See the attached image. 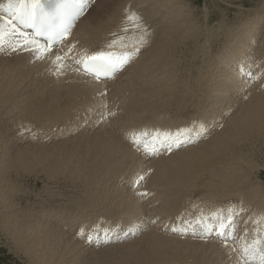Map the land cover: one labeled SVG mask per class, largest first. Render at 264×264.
I'll return each instance as SVG.
<instances>
[{"label": "bare ground", "instance_id": "bare-ground-1", "mask_svg": "<svg viewBox=\"0 0 264 264\" xmlns=\"http://www.w3.org/2000/svg\"><path fill=\"white\" fill-rule=\"evenodd\" d=\"M132 1L96 0L92 5L94 6L92 11L89 10L88 14L78 20L73 29L70 40L76 43V51L87 49V46L96 43L103 34L110 36L113 32L120 34L126 6H129L128 10L138 13L132 8ZM134 1L141 5L137 9L144 18L143 22L149 26L151 24L153 28L151 43L123 73L111 81H106L104 85L93 83L88 78L74 73L56 78L48 73L47 62H35L36 69L34 65L28 66L30 61L28 53H14L17 55L1 63L0 102L21 109L25 119L35 115L40 124L43 121L53 122L54 117L51 114L57 116V112L64 119L72 117L74 119L81 114L84 107H93L92 113L95 111L96 114L93 124L97 128L99 125L102 126L101 132L94 134L95 130L91 129L93 134H90L91 131L87 135L82 133L80 138L69 145L58 142V145L54 143V146L49 148L45 146L39 148L30 144L33 142L24 137L25 135L16 132L11 134L5 130L6 126L0 117V237L13 249V253L27 261V264H172L171 262L188 261L191 264H226L224 252L216 245L183 241L162 231L161 229L170 221L150 229L152 231L146 238L142 237L140 240L106 250L93 251L83 262L82 252L86 249L72 236L77 227L87 224L96 214L102 217L101 214L105 213L113 220H130L132 216L145 215L142 206L139 205L145 203H140V199L128 195V192L127 195L120 192L117 183L123 185V181L128 177L127 172L131 173L130 178L134 175L132 178L134 179L147 165L152 169V174L146 179L145 185L141 184L137 188L138 192H145L146 189L153 194L147 201V207L152 211L173 214L178 211L181 201L180 207H185L190 199L189 195L196 197L197 200L201 197L205 199L204 188L213 190L217 187L221 190L215 192L219 194L221 191L226 192L224 196L231 192L235 193L236 199H239L245 208L246 205L251 206L253 210L263 213L261 208H264V194L260 191L263 188L256 186V181L251 182L247 178L244 184L240 185V173L246 171L243 170V166L239 171L241 168L239 162H244L247 158L245 157L247 154L244 153L245 156H242L241 151L248 142L253 143L251 147H254L261 137L264 138V92L254 91L246 100L242 94L235 95L233 91L242 92L249 83L232 80L231 73H237L235 66L242 61L246 53L264 56V42L258 44L257 48L252 46V40L258 38L257 33L261 29H263L260 32L261 40L264 39V1L263 4L260 3L262 6L256 8L257 18L252 21V27L243 26L237 31L232 29L223 32L221 28L220 34L218 32L219 35L215 38L206 34L208 35L206 38L211 39L208 41V49L204 47L207 51L203 58L204 67L195 72L196 74L192 73L194 76L188 81L178 76L186 67V61L183 60L188 58L185 56L182 59L181 54L184 50L190 49L191 45L197 44L201 32L204 34L206 31L202 26H207L208 19L205 21V18L201 24L200 21L197 22L198 20L186 19L188 13L183 15L186 9L182 0ZM150 6L152 7L149 8ZM213 34L215 35V32ZM254 48L255 50H252ZM202 51L204 52L203 49ZM217 54L219 58H216ZM219 60L221 62H217ZM261 68L263 67L260 66ZM35 74L36 77H40L34 78ZM153 75L155 81L150 79ZM182 82L193 84V89L182 88L185 87ZM18 83L24 84L22 88ZM104 89L107 90V95L102 99L97 92ZM34 100H45L54 104L44 106L37 101L39 105L35 107L34 113L28 109L31 104L27 102ZM103 103H107L108 110L116 113L115 116L109 117L107 122L102 118L104 108H97ZM226 106L236 109L241 106V110L228 119L230 122L225 119L220 128L217 126L218 131L195 148L147 162L149 159H141L131 146L123 141L122 127H130L128 133L143 123L155 127L161 123L160 113L169 111L175 113L176 118L178 114V120H181V116L184 118L188 115L214 118ZM206 107H215V110L208 116L202 115ZM0 116H4V113ZM164 116L167 117V113ZM170 118L168 121L171 123H167L165 119L168 126L182 124L170 121ZM187 124L192 127L201 125L194 124L193 121ZM51 133L54 132L50 131L49 134ZM23 140L27 141L26 147H19L18 144H22L20 142ZM251 155L248 156L250 161L254 158ZM243 164L245 166L246 163L240 165ZM252 167L256 168L253 165ZM40 172L46 173L47 179L55 186L42 191V198L47 195L44 199L46 202L31 203L43 199L37 194L34 195V200L29 199L31 187H28V191L22 190L26 184L20 183V179L31 174L37 176ZM251 175L249 174V178ZM61 180L63 183H60ZM60 184L63 187L71 186L72 190L78 191L79 194L69 192L63 187L64 194L61 193V189H53L60 188ZM229 185L234 187L227 190L226 187ZM210 192L206 193L209 197ZM61 194L63 197L70 195L62 204L60 201L63 198L55 199ZM53 201L58 202V204L56 202L58 207L59 203L62 206L59 207L61 209L57 216L53 215ZM61 219L63 221L59 225ZM156 221L160 224L157 218ZM53 248L55 253L52 251Z\"/></svg>", "mask_w": 264, "mask_h": 264}, {"label": "snow or ice", "instance_id": "snow-or-ice-1", "mask_svg": "<svg viewBox=\"0 0 264 264\" xmlns=\"http://www.w3.org/2000/svg\"><path fill=\"white\" fill-rule=\"evenodd\" d=\"M94 3L95 0H56L53 10L46 11L41 0H8L7 6L0 5V54L26 52L31 63L47 62L48 73L56 78L74 73L104 85L133 62L136 54L149 44L151 33L138 13L126 9L120 34L111 33L113 39L103 49L95 52L76 51V43L70 40L72 29ZM26 29L32 31L28 32ZM117 48L120 49L119 52L115 51ZM239 72L252 81L259 78L243 66L239 68ZM97 95L103 99L107 90H98ZM102 107L105 110L102 117L105 122L116 115L108 110L107 103H103ZM206 136L207 129L200 125L175 133L158 128L140 129L128 133L126 138L145 158H153L194 145ZM150 171L148 169L138 173L133 179V185L141 186ZM138 195L145 198L151 194L142 192ZM240 214L239 211L226 209L194 219H184L181 216L177 217L180 221L178 225H165V228L181 238L187 235L203 241L216 238L229 253L238 254L237 264H264V227L260 226L258 220H253L257 227L254 229L255 236L249 241L247 229L243 235H238L235 222ZM155 223V220L133 223L122 232L112 229L86 232L80 229L77 235L99 246L119 242L129 235H140L147 231L149 224Z\"/></svg>", "mask_w": 264, "mask_h": 264}, {"label": "rangeland", "instance_id": "rangeland-1", "mask_svg": "<svg viewBox=\"0 0 264 264\" xmlns=\"http://www.w3.org/2000/svg\"><path fill=\"white\" fill-rule=\"evenodd\" d=\"M183 1H184V3H183ZM255 1H257V3L255 2ZM263 1L264 0H260V2L258 1V0H182L181 2L183 3V6L185 7L184 9H186V11L183 13V15H186L187 13V16H186V19H189V20H194V21H196V20H198L197 22H199L200 24H201V22L203 23V21H204V19H205V21L208 19V23H207V26L205 27V26H202V27H204L203 29H205L206 31H204V34H203V31H202V29H200V32L202 33L201 35H200V37H199V39H198V41H197V44L199 45H195V46H193V45H191L192 47L190 48V49H187L186 51L184 50L183 52H184V54L185 55H183V52H182V54H181V58L182 59H184L183 57H188V58H186V60L184 59L183 61L185 62L186 61V67H188V68H186L185 67V72L183 71V73L181 74H178V76L180 75L181 77H182V80H185L186 79V81H188L189 80V78H191V77H193L194 75V73L195 72H197V71H199L200 69H202L203 67H204V61H203V58H204V53H206L207 51H205V49L207 50L208 49V43H206V36H208V37H214L215 38V36L217 37L219 34H220V32L222 31H226V30H234V31H237V30H239V29H241L243 26H248L252 21H254V20H256V18H257V12H258V10L256 9V8H259L260 6H262L261 4H263ZM139 2V1H138ZM239 2V3H238ZM132 3L133 4H135V8L137 9V8H140V6L141 5H139L138 3L136 4V1H132L131 2V5H132ZM191 3V4H190ZM255 3V4H254ZM261 3V4H260ZM143 4H145V3H143ZM205 4V5H204ZM230 4V5H229ZM255 6H254V5ZM146 5V4H145ZM234 5V6H233ZM264 5V4H263ZM139 6V7H138ZM94 7V6H93ZM93 7L90 9V12L92 11V9H93ZM152 6H150L149 8H151ZM192 7V8H191ZM203 7V8H202ZM238 7V8H237ZM256 10H255V9ZM214 9V10H213ZM229 9V10H228ZM138 10V9H137ZM196 10V11H195ZM254 12H253V11ZM244 11V12H243ZM242 12V13H241ZM245 12H247V13H245ZM88 14V13H87ZM202 14V15H201ZM244 14V15H243ZM198 15V16H197ZM193 16H194V18H193ZM84 17V16H83ZM192 19H191V18ZM248 20V21H247ZM216 23V24H215ZM220 23V24H219ZM213 27V28H212ZM209 30H208V29ZM215 28V29H214ZM221 28H223V30H221ZM213 29V30H212ZM218 29H219V34H218V32L216 33V31H218ZM214 30H216V31H214ZM207 31H209L208 33H206ZM210 31H213L212 33L210 32ZM263 31V29H261L260 30V32H262ZM215 32V35L213 34ZM260 32L259 33H257L258 34V38L256 39V45L258 46V44H260V43H263L264 42V39L263 40H261V37H262V35H260ZM210 33H211V35H210ZM206 34H208V35H206ZM205 37V38H204ZM113 39V37H112V35L110 36V35H106V34H103L102 36H100L98 39H97V41H96V43H94V44H91V45H89V46H87V49H85V50H87V51H89V52H95V51H99V50H101V49H103L104 48V45L107 43V42H110L111 40ZM260 40H261V42H260ZM205 44V45H204ZM206 44H207V46H206ZM204 45V46H203ZM219 45H220V42H219ZM201 46V47H200ZM203 46V47H202ZM193 47H194V49H193ZM204 47H205V49H204ZM148 48V46H146V48H145V50ZM257 48V47H256ZM198 49V50H197ZM202 49L204 50V52L202 51ZM116 50H120L119 48H117ZM252 50H255V48L254 49H252ZM78 52H82L83 50H77ZM144 51V49H142L141 50V52H140V54H139V56L141 55V53ZM197 51H200V52H195ZM188 52V53H187ZM191 52V53H190ZM194 52V53H193ZM192 53L194 54V55H192ZM187 54V55H186ZM196 54V55H195ZM219 54V53H218ZM218 54L216 55V58H219L220 56H218ZM13 55H17V54H7V55H4V54H0V66H1V63L2 62H4V61H7V60H9V59H11V58H13L14 56ZM198 55V56H197ZM3 56L5 57V59H2L3 58ZM194 56V57H193ZM196 56V57H195ZM200 57H201V59H200ZM190 58H191V60H190ZM195 58H196V60H195ZM188 59V60H187ZM194 59V60H193ZM198 60L200 61V62H198ZM189 61H191V62H189ZM194 61V62H193ZM264 59H262L261 60V64H260V66L261 67H263V68H259V70L262 72L261 74H262V78H263V76H264ZM189 62V63H188ZM217 62H221V60H219V61H217ZM194 63V64H193ZM188 64V65H187ZM198 64V65H197ZM200 64V65H199ZM33 66L34 65V63H31L30 61L28 62V66ZM197 65V66H196ZM213 65H215V64H213ZM194 66H195V68L197 67V69H195L194 68ZM199 66V67H198ZM40 67L41 66H39V69H40ZM191 67V68H190ZM34 68L36 69L37 68V66H36V64L34 65ZM199 68V69H198ZM193 69H195V70H193ZM263 69V70H262ZM42 70V69H41ZM187 70V71H186ZM194 71V72H193ZM191 72V73H190ZM185 73V74H184ZM186 73H187V75H186ZM193 73V74H192ZM183 74H184V76H183ZM188 74H190V75H188ZM196 74V73H195ZM192 75V76H191ZM33 76H35L34 78H39L40 76H38V77H36L37 75L35 74V75H33ZM42 76V75H41ZM179 76V77H180ZM189 76V77H188ZM178 77V78H179ZM180 77V78H181ZM186 77H188V79L186 78ZM184 78V79H183ZM150 79L152 80V81H155V78H154V75L152 76V77H150ZM263 80H264V78H263ZM181 81V80H180ZM183 84H184V86L185 87H182L181 85V87L182 88H186L187 87V89L186 90H188V88H189V90H191V89H193V84H188V83H185V82H182ZM19 84V86L22 88V86L24 85H22V84H20V83H18ZM188 84V85H187ZM264 85H263V87L258 83V84H253V85H250V87H248V90H249V92L250 93H252V92H254V91H261V92H264ZM47 95H49V83H48V90H47ZM16 99V98H15ZM38 102H39V104H41V105H51V104H54L53 102H49V101H45V100H42V101H39V100H37ZM37 101H27L28 103H29V105L31 104V107L29 106L28 107V109H30L31 111H33L34 113H35V107H38V103H37ZM44 102H45V104H44ZM59 104V106L61 105V103H58ZM32 105H33V107H32ZM76 107V106H75ZM14 108V109H13ZM20 110V111H19ZM92 110H93V107H84L83 108V111L81 112V114L80 115H77V116H75L74 117V119L75 118H78V119H73V117L72 118H70V119H64V118H62V117H60V115L61 114H59L58 112H57V116L56 115H53V114H51L53 117H54V119H53V122H46V121H43L42 122V124H40L41 122H39L38 121V119L36 118V116L35 115H30V117H27L26 119H25V117L21 114V109H15V107H12L9 103L7 104V106L6 105H4V103L1 101L0 102V114H3L4 113V116H0L1 117V120L4 122V124H5V130H8L9 131V133H11V134H14L15 132H16V134L18 133V134H21V135H27V134H29V132H30V130L32 129V128H34V130H36V131H38L39 133H42L43 135H42V137L43 136H47L48 135V139H49V133H50V131H53L54 133V135L56 134V132H55V127H53V125H51L52 123L53 124H55V123H59V122H63V124H66L67 122H69V121H72V120H74L73 122H69V123H72L73 125H77V127H82L83 126V124H85V123H87V125H89L88 126V130H87V132H82V133H84V135H87V133L88 132H90L91 131V129L95 132L94 134H96V133H98V132H101V128H100V126L101 125H99L98 126V128L95 126V124H93V121H94V119H95V116H96V114H95V111L92 113ZM239 110H241V106L239 107V109H236L230 116H228V117H226V118H223V120H225V119H229L230 117H233L236 113H238L237 111H239ZM86 111H87V113H86ZM207 111H208V109H205L204 110V112L202 113V115H209L208 113H207ZM89 112V113H88ZM169 111H167V112H165V113H160L159 115V117H160V119H159V117H158V119H159V121L162 123L163 121V123H166L168 120H169V118H170V121L172 120L173 122L174 121H178V123H185V124H187V123H190L192 120L191 119H193V118H195L194 116H191L190 117V115H188V116H184V118H183V116H181V120H178V118H179V116H178V114H177V118L175 117V113H171V112H169ZM6 113V114H5ZM19 113V114H18ZM91 113V114H90ZM166 113H167V117H168V115H169V117L167 118V117H165L164 115H166ZM87 114L89 115V118H88V116H87ZM162 114V115H161ZM164 114V115H163ZM172 114H174L173 116H172ZM15 115V116H14ZM11 116H14L13 118L11 117ZM82 116H83V118H82ZM163 116L165 117V118H163ZM10 117H11V119H10ZM18 117H19V120L17 121V119H18ZM92 118V119H91ZM154 118V117H153ZM157 118V117H156ZM174 118V119H173ZM25 119V120H24ZM28 119V120H27ZM35 119V120H34ZM167 121H166V120ZM11 120V121H10ZM14 120V121H13ZM90 120V123H88V121ZM187 120V121H186ZM24 121V122H23ZM28 121H30V122H28ZM101 121V120H100ZM155 121V118H154V120H153V122ZM185 121V122H184ZM229 121V120H228ZM231 121V120H230ZM229 121V122H230ZM225 122V121H224ZM9 123V124H8ZM11 123H12V126H11ZM13 123H17L16 125L15 124H13ZM22 123V124H21ZM160 123V124H161ZM168 123H171V122H169L168 121ZM8 124V125H7ZM19 124V125H18ZM35 124V125H34ZM23 127H22V126ZM34 125V126H33ZM144 125V126H143ZM29 126V127H28ZM31 126V127H30ZM140 126H143L142 127V129H153V127L154 126H151V125H148V124H146V123H143V124H141ZM139 126V127H140ZM158 126V125H157ZM157 126H155V127H157ZM53 127V128H52ZM91 127H93V128H91ZM102 127V126H101ZM20 129V130H19ZM23 131V133H21L22 131ZM124 133L123 134H128V131L130 130V127H127V126H124V127H122V129H121ZM93 131H91L90 132V134H93ZM79 134V135H77V136H75V137H73V138H70V139H68V140H66L65 142L64 141H62V138H60V136H56V137H54L53 138V141L55 142V143H57V145H58V142H60L59 144H63V145H69V144H71V143H73L76 139H78V138H80V136H82L83 134ZM52 134V133H51ZM65 135H67V134H65ZM122 137H124V135H122ZM8 139H9V137H7ZM56 140V141H55ZM3 141H6V140H3ZM124 141V140H123ZM49 142V141H48ZM258 142V143H257ZM256 143V145H254V147H251V145L253 144H250V142H248V144H246L247 145V148H250L249 150L246 148V145L243 147V150L241 151L242 153H243V155H242V153H241V155L242 156H245L244 155V153H246L247 155L245 156V157H247V158H245V166H244V164L243 165H240V164H242V163H244V162H242L241 161V163L239 162V166L241 167L240 169L242 170V166H243V170H245L246 172L244 173V175H245V177L249 180V181H251V182H255L256 181V186H258V187H261V188H263L264 189V138L263 137H261V139L260 140H258ZM46 143L47 142H44V140L43 139H38L37 141H35L34 142V145L36 146V147H39V148H41V147H44L45 146V148H49V146H54V144H50V143H48V145H46ZM26 144L27 143H22V144H18L19 145V147H26ZM50 144V145H49ZM250 144V145H249ZM129 145V144H128ZM198 145H200V144H198ZM248 145L250 146V147H248ZM129 146H131V145H129ZM131 148L136 152V154H138L139 156L141 155V153L140 152H137L132 146H131ZM193 148V147H192ZM191 148V149H192ZM195 148V147H194ZM260 148V149H259ZM245 150V151H244ZM247 150V151H246ZM249 152H251V153H249ZM252 153H254V154H252ZM252 154V155H251ZM254 156V158L250 161V159H249V157L248 156ZM249 159V160H248ZM249 162H250V164H249ZM131 163H132V161H131ZM252 165L253 166H256V168L254 169V167H252ZM260 165V166H259ZM250 166V167H249ZM248 169V170H247ZM255 171H254V170ZM144 170H145V168H144ZM251 170V171H250ZM249 171V172H248ZM244 172V171H243ZM252 172H253V175H251L252 174ZM246 173H247V176H246ZM127 174H128V177L123 181V185H121V184H119V183H117V187H118V189H119V191L120 192H122V193H124L125 195H127L128 193H129V190H128V187H129V182H131V179L134 177V175H132V177L130 178V176H131V173H128L127 172ZM249 174L251 175V178H249ZM45 177V178H44ZM25 179V180H24ZM247 180V181H248ZM48 181V182H47ZM133 182V181H132ZM20 183H24V184H26V185H24V188H27V189H22V190H24V191H28V187H31V188H29L30 190V195L28 196V198L29 199H32V200H34V195L35 194H37V195H39V197L40 198H42V196H41V193H42V191L45 189V188H51V187H54L52 184H51V180H49V179H47V174L46 173H44V172H40L37 176H33V174H31V175H29V177H26V178H24V177H21V179H20ZM28 183H30V184H28ZM60 183H63V181L61 180L60 181ZM145 185L146 184V179L144 180V182L142 183V185ZM28 185V186H27ZM32 185V186H31ZM131 185L132 186H134L133 185V183H131ZM35 186V188H33ZM59 187L60 188H53V189H57V190H59V189H61V193L62 194H64V192H62V190H63V188H65V190H67V191H69V192H72V191H74V190H72V187L70 186H65V187H63L61 184L59 185ZM63 187V188H62ZM123 187V188H122ZM228 187V188H227ZM226 187V189L227 190H229V188L230 189H232L234 186H231V185H229V186H227ZM70 189V190H69ZM123 189V190H122ZM33 190V191H32ZM220 191L221 189H217V187L215 188V189H213V190H211V189H208V188H204V190H203V194L204 193H207V192H209V191H211L209 194H210V197H209V200H212V202H211V206L210 207H212L213 205H220V204H222V203H224V202H226V203H228V202H239V199H236V195H235V193H228V195H225L224 196V194H226V192H222L221 191V194H219L218 192H215V191ZM19 192H21L20 190H19ZM75 192V191H74ZM73 192V193H74ZM128 192V193H127ZM216 193V194H215ZM56 194V193H55ZM62 194L61 195H59V196H56L57 198H55L56 200L57 199H62L63 200V202H62V200L60 201V203L62 204V203H64L65 201H66V198L67 197H70V195L69 196H62ZM66 194H67V192H66ZM71 194V193H70ZM74 194H76V195H78L79 194V192L78 191H76ZM220 195H222V196H220ZM189 197H190V199H197L196 197H193L192 195H189ZM47 198V195H44L43 196V200H34V201H31V203H38V202H41V203H44V202H46L44 199H46ZM190 199H189V201H190ZM200 200H202V199H204L203 197H201V198H199ZM72 200H75V199H72ZM49 201V200H48ZM56 202L57 201H53V205H54V209L52 210V211H54L53 212V215H58V212H59V210L61 209V208H59V207H62L61 206V204L59 203V207H58V202H57V204H56ZM49 203H47V206H49L48 205ZM59 208V209H56V208ZM145 207V208H144ZM246 207L247 208H249V209H253L251 206H247L246 205ZM207 208H209V207H207ZM142 209H143V213L145 214L144 216H146V215H152V214H156V216L157 217H159V218H157L159 221H160V224H159V226H162V224H164L165 225V223L167 222V221H170L169 220V217H171L172 215L170 214V213H163V214H161V213H159V211H152V210H150L147 206H143L142 205ZM187 211H192V209H188ZM149 214H148V213ZM150 212H152V213H150ZM97 215V214H96ZM104 216H106V217H108V218H110L107 214H105L104 213ZM94 217V216H93ZM167 217V218H166ZM111 219V218H110ZM158 226V227H159ZM152 230H150L149 229V231L148 232H146V233H144V234H142L138 239H136V241L137 240H140L142 237H145L146 238V236L148 235V233H150ZM169 235V234H168ZM130 241H132V240H130ZM129 241V242H130ZM183 241H185V240H183ZM218 243H220V241H217ZM128 243V242H127ZM193 243H195V242H193ZM82 244V243H81ZM124 244H126V243H124ZM196 244H199V243H196ZM204 244V243H203ZM221 244V243H220ZM204 245H208V246H210L211 244H204ZM211 246H214V245H211ZM113 247V246H112ZM109 248H111V247H109ZM107 249V248H106ZM106 249H103V250H106ZM12 248H10L7 244H6V242L5 241H3L2 240V238L0 237V264H27V261H25L24 259H21V258H18V256H17V254H15V253H13L12 252ZM54 253H55V248H53V250H52ZM110 250H108V252H109ZM91 252H93V251H91V250H84L83 252H82V254H83V256H84V261L83 262H85V258L91 253ZM226 260V259H225Z\"/></svg>", "mask_w": 264, "mask_h": 264}]
</instances>
